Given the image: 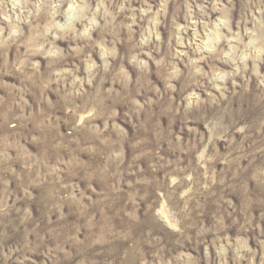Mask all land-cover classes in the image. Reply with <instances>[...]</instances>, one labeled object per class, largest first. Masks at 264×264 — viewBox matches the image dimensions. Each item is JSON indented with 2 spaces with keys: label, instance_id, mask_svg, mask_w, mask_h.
Listing matches in <instances>:
<instances>
[{
  "label": "rangeland",
  "instance_id": "rangeland-1",
  "mask_svg": "<svg viewBox=\"0 0 264 264\" xmlns=\"http://www.w3.org/2000/svg\"><path fill=\"white\" fill-rule=\"evenodd\" d=\"M0 264H264V0H0Z\"/></svg>",
  "mask_w": 264,
  "mask_h": 264
},
{
  "label": "bare ground",
  "instance_id": "bare-ground-1",
  "mask_svg": "<svg viewBox=\"0 0 264 264\" xmlns=\"http://www.w3.org/2000/svg\"><path fill=\"white\" fill-rule=\"evenodd\" d=\"M248 95V94H247ZM248 100H253L251 97L248 98Z\"/></svg>",
  "mask_w": 264,
  "mask_h": 264
}]
</instances>
